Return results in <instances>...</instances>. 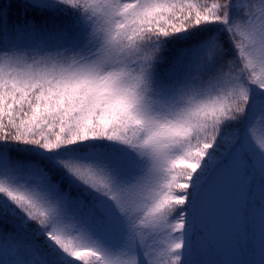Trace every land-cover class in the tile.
Segmentation results:
<instances>
[{"label":"rangeland","instance_id":"obj_1","mask_svg":"<svg viewBox=\"0 0 264 264\" xmlns=\"http://www.w3.org/2000/svg\"><path fill=\"white\" fill-rule=\"evenodd\" d=\"M158 1L94 0L69 31L29 33L20 25L0 39V86H37L57 96L48 101L53 114L80 122L92 120V107L109 109L100 130L124 140L110 155L65 165L95 214L32 165L0 160V191L34 203L64 245L99 264H256L264 252V200L256 186L264 179V118L243 145L248 173L241 157L231 156L201 180L188 224L168 214L163 191L172 161L228 116L217 110L220 99L194 82L158 88L140 71L128 27ZM263 10L264 3H251L238 24L250 23L252 36L264 38ZM8 238L0 234V264H51L37 244Z\"/></svg>","mask_w":264,"mask_h":264},{"label":"trees","instance_id":"obj_2","mask_svg":"<svg viewBox=\"0 0 264 264\" xmlns=\"http://www.w3.org/2000/svg\"><path fill=\"white\" fill-rule=\"evenodd\" d=\"M93 1L54 0L48 6L42 0H0V39L7 40L9 31L20 25H29V33L34 28L69 31L89 16ZM259 1L264 3L162 0L151 3L128 27L140 71L149 82L158 88L183 79L194 82L220 99L217 110L228 116L215 120L213 130L182 148L172 161L163 192L175 223L191 221L195 192L219 164L237 155L241 169L248 173L243 145L264 118V38L252 36L250 23L238 22L250 4ZM49 97L59 101L37 86H0V160L42 169L62 194L95 214L91 199L68 181L65 165L94 154L110 155L124 140L118 142V134L100 130V118L109 109L92 107L96 110L91 112L92 120L80 122L78 116L53 114ZM256 186L258 198L264 200V179L259 178ZM16 195L0 191L5 203L0 205L3 237L37 244L51 264H99L86 250L64 245L49 216ZM14 202L20 203L13 210ZM256 264H264V252Z\"/></svg>","mask_w":264,"mask_h":264}]
</instances>
